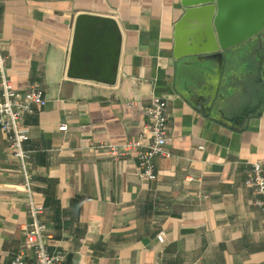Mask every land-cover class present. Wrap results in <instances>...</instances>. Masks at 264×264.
Listing matches in <instances>:
<instances>
[{
	"label": "crops",
	"instance_id": "crops-1",
	"mask_svg": "<svg viewBox=\"0 0 264 264\" xmlns=\"http://www.w3.org/2000/svg\"><path fill=\"white\" fill-rule=\"evenodd\" d=\"M80 13L118 23L114 86L65 76ZM182 13L180 0H0L8 77L15 90L37 85L46 99L23 117L25 146L45 244L64 254L62 264H264V212L244 184L249 163L264 167V36L222 66L175 59ZM154 97L167 102L171 156L154 160L150 180L135 156L91 147L137 138ZM31 222L0 130V264L32 258L22 233Z\"/></svg>",
	"mask_w": 264,
	"mask_h": 264
},
{
	"label": "water",
	"instance_id": "water-1",
	"mask_svg": "<svg viewBox=\"0 0 264 264\" xmlns=\"http://www.w3.org/2000/svg\"><path fill=\"white\" fill-rule=\"evenodd\" d=\"M180 6L175 59L195 56L222 66L230 53L264 36V0H180ZM121 49V30L112 17L77 14L66 78L114 86Z\"/></svg>",
	"mask_w": 264,
	"mask_h": 264
},
{
	"label": "built area",
	"instance_id": "built-area-1",
	"mask_svg": "<svg viewBox=\"0 0 264 264\" xmlns=\"http://www.w3.org/2000/svg\"><path fill=\"white\" fill-rule=\"evenodd\" d=\"M45 103L44 93L37 85H31L22 92L14 89L7 74V57L4 55L0 40V130L7 134L9 149L18 162L32 218L30 225L22 227L25 244L32 251V258L28 260L20 253L13 258L11 264H62L64 261V254L61 251L49 252L45 244L47 229L41 220L43 207L34 199L28 165L31 151L25 146L29 139V129L23 124V117L32 114L37 107H42ZM145 117L146 121L137 138L121 144H100L91 148L105 152L115 159L135 156L141 169V176L154 180L156 179L154 160L158 157L171 156L166 146L167 102L159 97L152 98L145 109ZM66 129V125L59 127L60 131ZM245 173L244 184L253 189L257 196L253 204L264 212V167L259 162H251ZM157 240L160 243L165 241L164 232L157 235Z\"/></svg>",
	"mask_w": 264,
	"mask_h": 264
}]
</instances>
